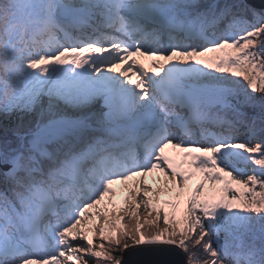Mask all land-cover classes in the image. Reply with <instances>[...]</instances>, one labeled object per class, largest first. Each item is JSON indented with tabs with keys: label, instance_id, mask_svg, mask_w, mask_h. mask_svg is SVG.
I'll return each instance as SVG.
<instances>
[{
	"label": "snow or ice",
	"instance_id": "snow-or-ice-1",
	"mask_svg": "<svg viewBox=\"0 0 264 264\" xmlns=\"http://www.w3.org/2000/svg\"><path fill=\"white\" fill-rule=\"evenodd\" d=\"M0 116V264H264V0H0Z\"/></svg>",
	"mask_w": 264,
	"mask_h": 264
},
{
	"label": "water",
	"instance_id": "water-1",
	"mask_svg": "<svg viewBox=\"0 0 264 264\" xmlns=\"http://www.w3.org/2000/svg\"><path fill=\"white\" fill-rule=\"evenodd\" d=\"M122 264H187V255L178 248L163 245L130 247L123 253Z\"/></svg>",
	"mask_w": 264,
	"mask_h": 264
},
{
	"label": "trees",
	"instance_id": "trees-1",
	"mask_svg": "<svg viewBox=\"0 0 264 264\" xmlns=\"http://www.w3.org/2000/svg\"><path fill=\"white\" fill-rule=\"evenodd\" d=\"M26 123H27V121H25L23 123L21 121H19L16 116H10V117L0 116V129H2L3 127H9V128L17 127L21 131V134H23L24 125ZM32 126L34 127L35 125L33 124ZM246 139H247V137L244 136L243 134L238 135L236 137V140L238 142H243ZM237 167H238L239 171L242 174H244L245 176L247 174H250L251 173V167H245V165L244 166L243 165H238Z\"/></svg>",
	"mask_w": 264,
	"mask_h": 264
},
{
	"label": "rangeland",
	"instance_id": "rangeland-1",
	"mask_svg": "<svg viewBox=\"0 0 264 264\" xmlns=\"http://www.w3.org/2000/svg\"><path fill=\"white\" fill-rule=\"evenodd\" d=\"M240 141V140H239ZM239 165H245V164H243V163H240ZM252 170V169H251ZM117 190L119 191V186H117ZM122 246V245H121ZM186 254V253H185Z\"/></svg>",
	"mask_w": 264,
	"mask_h": 264
}]
</instances>
